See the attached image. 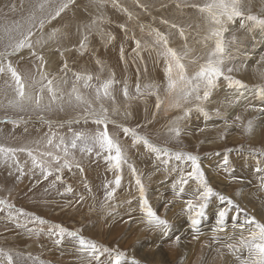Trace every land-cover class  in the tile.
<instances>
[{
    "label": "snow or ice",
    "instance_id": "6c2138e0",
    "mask_svg": "<svg viewBox=\"0 0 264 264\" xmlns=\"http://www.w3.org/2000/svg\"><path fill=\"white\" fill-rule=\"evenodd\" d=\"M132 2L135 8L144 13H149L153 6L142 0ZM76 3L77 0H28L26 4L25 0H19L17 4L14 0L8 8L12 13H17L19 9L18 18H9L7 15L0 18V111L5 113L0 123H10L17 127L28 122L25 114L29 120L34 114L39 122L47 124L49 128L42 137L20 146L10 144L8 137L0 139V164L7 165L11 170L9 175L18 173L16 180H20L25 175V169L20 164L18 154H26L31 161L29 173L38 169L44 180L55 175V180L50 185L54 188L57 182L62 181L64 169L75 168L83 173L84 168L76 159L77 151L83 156L94 155L97 159L102 158L108 169L114 173V180L103 185L104 198L100 203V207L106 209L108 215L114 213L109 202L113 200L117 188L121 185L120 173L126 165L138 187L139 209L143 217L140 222L147 228L159 232L162 237H169L172 225L149 203L145 185L137 175L135 166L129 162L121 135L130 138L133 147L142 145L166 166L171 158L181 163L190 162V171L175 167L171 171L179 170L180 173L172 185L177 190L175 192L177 198L187 192L185 186L190 181L195 183V188L188 194L189 198L184 201V212L187 213L194 233L198 232L197 226L201 220L206 218L210 198L216 197L221 202V206L211 213L215 220L213 236L211 243H206L204 247L213 248L218 245L214 251L220 258L227 252L235 256L239 264H264V222L250 215L231 197L215 191L197 155L183 151L173 152L166 146L153 143L147 135L139 131L147 125L137 124L135 127H129L113 119L117 115L130 117L133 101H145L146 98L154 97L153 121L161 110L166 113L172 110L181 112V115L168 120L162 132L168 140H176L182 132L180 122L188 118L193 111L201 114L206 121L210 119L207 105L212 102L213 96L220 93H223V96L219 99L218 106L213 109V113L225 120V132L229 128L227 109L243 103L246 112L255 111L264 115V52L260 53L251 70L255 83H246L233 75L234 72L241 71L240 67H235L237 55L245 58L242 64L247 71V65L254 59L255 51L259 47H264V0H260L261 6L257 12L252 11V0H247V6L245 0H173L174 7L181 14L186 10L195 11L205 25V32L200 36L197 31L195 37L200 38L194 37V43L190 44L192 25L161 19V23L167 25L171 31L166 33L149 26L147 35L150 40L142 41L135 36L131 37L136 46L133 49L136 57L143 61L141 52L147 51L154 64L163 65L162 82L150 81L141 84L140 70L137 68L138 75L134 88L130 87L126 78L123 81L117 80L114 71H109L105 76L104 62L98 57H95L98 69L96 72L87 69L74 70L67 60H64L55 72L48 70V61L43 49L56 44V51L63 57L64 50L60 45L62 40L69 37V33L64 30L67 26L53 27L47 32L45 28L58 18H62L63 14L75 7ZM109 6L126 15L128 21L138 19L133 10L120 0H88L84 8L85 13L88 7H93L98 14L92 16L87 23H78L76 26L80 38L78 44L74 45V50L81 56L88 52L90 37L94 33L105 47L116 39L111 32H106L102 27L104 13ZM168 7L167 3L160 4L162 9ZM237 21L241 30L261 33L260 43H254L251 51L242 46L235 34L230 38L227 36L229 26ZM139 27L142 32L145 31V25L140 24ZM119 28L125 33L128 32L126 24H120ZM196 28L199 29L200 25L197 24ZM173 35H178L183 41L179 48L171 44ZM194 45H199L201 51L198 52ZM25 50L28 53L26 57L22 54ZM120 59H125L123 46L120 48ZM118 96L122 97L123 105L118 102ZM253 100L259 101V104L252 103ZM69 110L76 113L75 118L59 122L47 119L48 114L64 113ZM8 113H13L15 118ZM81 121L85 125L91 123L95 127L75 129L73 125H78ZM239 121L241 116L236 115L234 122ZM151 123L152 121L147 122ZM54 125L55 128H64L67 125V133H59ZM110 126L115 128L116 132H112ZM237 126L242 127L245 133H251L254 129V120L249 119ZM220 138L223 139V135ZM11 139L17 138L13 136ZM250 155L264 158V150L251 149ZM165 157L168 159H163ZM262 164L264 160L257 159L256 173H264ZM228 165L229 159L226 154L221 167L227 170ZM259 180V189L264 191V175H260ZM85 188L91 194L87 183ZM64 191L71 193L73 189L67 186ZM84 200L85 197L81 195L76 203ZM128 203L131 204V201ZM170 203L171 201L164 205L165 209ZM0 210H6L7 220L16 228L26 231L29 237L47 236L56 246H60L65 237L71 238L74 242L77 264H141L136 258L128 257L118 246L109 247L82 235L80 229L71 230L61 224L51 223L34 212L17 208L7 198H0ZM132 220V214L129 212L125 223H131ZM229 220L233 227L231 235L225 233ZM217 233L225 235L221 237ZM193 239H197L196 234L193 235ZM179 241L180 237L176 236L173 243L178 244ZM200 259L202 264L203 257ZM28 261L32 264H46L40 257L31 253L25 256L22 252L0 247V264H28Z\"/></svg>",
    "mask_w": 264,
    "mask_h": 264
},
{
    "label": "rangeland",
    "instance_id": "374dc122",
    "mask_svg": "<svg viewBox=\"0 0 264 264\" xmlns=\"http://www.w3.org/2000/svg\"><path fill=\"white\" fill-rule=\"evenodd\" d=\"M13 2L14 0H0V18L5 15L9 18H18L19 9L17 13H12L8 8V5ZM15 2L18 4L19 0H15ZM27 2L28 0H25L26 4ZM120 2L133 10L138 19L128 21L126 15L109 6L105 10L102 27L106 32H111L116 39L105 47L104 43L94 33L90 37L89 50L83 56L74 50V45L78 44L80 38L76 26L78 23H87L92 16L98 14L93 7H88L87 13H85L84 8L88 4V0H77L75 7L67 10L62 18H58L53 24L46 26V32L53 27L67 26L64 30L69 33V37L61 41L60 46L64 50L63 57L56 51V44L48 45L43 49V54L48 61V70L55 72L63 61L67 60L69 66L74 70L87 69L96 72L98 69L95 65V57H98L104 62L105 76L109 71H114L117 80L123 81L126 78L132 88H134L137 80V68L140 70L141 84L150 81L162 82L163 65L154 64L153 58L149 56L147 51L141 52L144 57L143 61L136 57L133 52L136 46L131 37L135 36L136 39L142 41L150 40L147 35L149 26L159 28L166 33L171 31L167 25L161 23V19L175 21L182 25H192V35L189 37L190 44L194 43L193 38L197 31H199L200 36H203L205 32V25L199 19L198 14L192 10H186L181 14L174 7L173 0H142V2L153 5L149 13H144L135 8L132 0H120ZM161 3H167L169 7L162 9L160 8ZM245 4L247 6V0H245ZM260 6V0H252L253 12H257ZM120 24L127 25V33L119 28ZM140 24L145 25V31L140 30ZM197 24L200 25L199 29L196 28ZM233 34L237 36L242 46L250 51L253 49L254 43L259 44L261 41L259 31L248 33L241 30L238 21L229 26L228 38ZM253 36L255 41H253ZM195 38L199 39L200 37ZM182 43L183 41L178 35L171 37L173 47L179 48ZM121 46L124 48V60L120 59ZM194 46L198 52L201 51L199 45ZM261 52H264V47H259L255 51L254 59L247 65V71L244 70L242 64L245 58L234 53L237 55L235 67H240L241 71L234 72L233 75L246 83H255V80L247 81L244 74H250L253 78L251 70ZM26 54L28 55V53L23 55L26 57ZM119 68L120 73L118 72ZM221 86H224L223 81ZM161 96L163 97V92H161ZM222 96L223 93L213 96L212 102L207 105V110L210 113V119L207 121L195 111L188 118L182 120L180 122L182 132L176 140H168L162 135V132L168 120L181 115V112L172 110L166 113L161 110L153 121L154 97L146 98L145 101H135L134 111L131 107L132 115L130 117L125 118L122 115H117L113 119L117 123H124L129 127H135L137 124L147 125L139 131L141 134L147 135L153 143L166 146L173 152L183 151L197 155L209 183L215 191L231 197L250 215L264 222V191L259 189V176L264 175V173L255 172L257 159L264 160V158L250 155L251 149L264 150V115L255 111L246 112L243 103L235 108L227 109L229 128L225 132V120L216 117L213 113V109L218 106V101ZM118 97V102L123 105L122 97ZM251 102L259 104L257 100ZM166 105L167 100L165 101ZM221 110L224 111V109ZM4 115L5 113L0 111V120L3 119ZM8 115L15 118L13 113H8ZM236 115L241 116V121L234 122ZM75 116L76 113L69 110L64 113L48 114L47 119L59 122L73 119ZM25 119L28 122L17 127H13L10 123H0V139L8 137L10 144L20 146L42 137L44 133L49 131L48 125L39 122L34 114L30 120L25 114ZM249 119L254 120V129L251 133H245L243 128L237 125L246 123ZM148 121H152V123L147 124ZM73 127L79 130L94 128L95 126L91 123L85 125L81 121L80 124L73 125ZM55 130L65 134L67 133V125L64 128H55ZM110 130L116 132V129L111 126ZM221 135H223V139L220 138ZM13 136L17 139L12 140L11 137ZM121 140L127 150L129 162L135 166L137 175L140 176L145 185L149 203L162 218L168 220L172 225L169 230V237H162L159 232L147 228L145 224L140 222L143 217L139 209L138 187L135 178L126 165L123 166L120 173L121 185L117 188L113 200L109 202L114 213L108 215L106 209L100 207V203L104 198L103 185L114 180V173L108 169L102 158L97 159L94 155L91 157L83 156L79 151L75 155L84 168L83 173L75 168L72 170L64 169L62 181L57 182L54 188L50 185L55 180V175L44 180L38 169L29 173L31 161L26 154H18L20 164L25 169V175L20 180H16L18 173L9 175L11 170L7 165L0 164V198H7L17 208L34 212L51 223L61 224L71 230L80 229L82 235L109 247L118 246L126 252L128 257L136 258L141 261V264H201V257H203L202 264H239L236 257L227 252L223 258H220L214 251L218 245L213 246V248L204 247L206 243H211L213 236L212 229L215 220L211 213L221 206L218 198H210V208L206 218L201 220L200 225L197 226L198 232L194 233L190 227L187 213L184 212V201L189 198L188 194L195 188V183L190 181L185 186L187 192L179 198L175 196L177 190L172 185L180 173L179 170L172 172L171 169L175 167L190 171V162L181 163L171 158L166 166L156 158L155 154L149 153L142 145L133 147L130 138H124L121 135ZM226 154L229 159L227 170L221 167ZM85 183L91 189V194L85 188ZM67 186L72 187L71 193L64 191ZM81 195L85 197V200L78 204L76 201ZM129 201L131 204L128 203ZM169 201L171 203L165 209L164 205ZM129 212H131L133 220L131 223H125ZM232 231V223L229 220L225 233L231 235ZM225 233H217V235L222 237ZM194 234L197 235L195 240L193 239ZM176 236L180 237L178 244L173 243ZM73 243L68 237H65L60 246H56L53 240L47 236L29 237L26 231L16 228L12 222L7 220L6 210H0V247L12 249L14 252H22L25 256L31 253L33 256L40 257L46 264H77ZM28 264H32V262L28 261Z\"/></svg>",
    "mask_w": 264,
    "mask_h": 264
},
{
    "label": "bare ground",
    "instance_id": "6f19581e",
    "mask_svg": "<svg viewBox=\"0 0 264 264\" xmlns=\"http://www.w3.org/2000/svg\"><path fill=\"white\" fill-rule=\"evenodd\" d=\"M54 46V45H53ZM52 47V46H51ZM24 53H27V51H24L23 52V54ZM27 55V54H26ZM113 65V64H112ZM118 72L120 73V68H119V70H118ZM159 74V73H158ZM245 76L244 77H246V79H247V81H252V80H255L254 78H252L251 77V75L250 74H244ZM119 76V75H118ZM119 98V97H118ZM134 105H135V101H133L132 102V110L134 111ZM136 112H138V110H135ZM243 172V171H242ZM241 173V172H240ZM230 184V183H229ZM246 198V197H245Z\"/></svg>",
    "mask_w": 264,
    "mask_h": 264
}]
</instances>
